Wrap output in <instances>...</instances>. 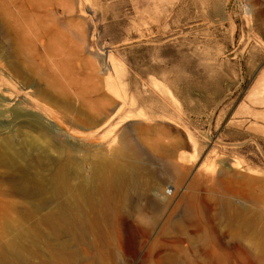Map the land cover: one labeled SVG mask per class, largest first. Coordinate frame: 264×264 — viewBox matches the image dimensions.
<instances>
[{
    "label": "rangeland",
    "instance_id": "obj_1",
    "mask_svg": "<svg viewBox=\"0 0 264 264\" xmlns=\"http://www.w3.org/2000/svg\"><path fill=\"white\" fill-rule=\"evenodd\" d=\"M22 1L3 0L2 9L16 14ZM40 4L36 9L26 4L25 9L41 33L59 32L53 34L54 47L60 51L51 53L63 64L57 62L52 69L76 77L87 88L98 87L100 94L97 91L90 99L105 102L93 111L73 113L77 121L63 122L60 131L54 130L56 121L49 116L60 114L57 105L35 102L36 95L3 72L18 69L34 86L31 91L45 88L37 74L53 73L43 43H37V55L30 60L37 72L33 74L14 54L0 26V102H10L7 109L14 107L12 101L20 102L18 116L10 111L0 116V130L17 127L26 112L41 113L50 118L45 124L55 143L78 139L83 146L88 142L84 147L92 151L95 145L119 147L120 136L127 135L142 154L138 184L124 204L128 221L142 230L134 228V240L127 238L120 221V230L113 235L120 249L113 259L97 260L90 251L78 252L74 263L264 264V214L244 226L225 214L229 209L224 203L230 201L231 207L249 203L251 213L264 212V0H41ZM50 35L43 34V41L47 43ZM106 79L113 93L106 91ZM80 102L71 99L75 107ZM73 156L81 158L82 153ZM11 174L0 150V192L7 189ZM89 176L84 162L81 177ZM7 193L0 194L14 203L11 219L23 227L33 225L18 211L34 198ZM48 210L45 207L41 213ZM52 221L36 227L50 235ZM70 238L63 233L58 241ZM76 248L75 243L53 240L51 249L41 246L37 253H22L32 264H40L41 258L52 264L56 257L51 251L62 261L71 252L76 254Z\"/></svg>",
    "mask_w": 264,
    "mask_h": 264
},
{
    "label": "bare ground",
    "instance_id": "obj_2",
    "mask_svg": "<svg viewBox=\"0 0 264 264\" xmlns=\"http://www.w3.org/2000/svg\"><path fill=\"white\" fill-rule=\"evenodd\" d=\"M33 1L34 3L32 0H23L17 6L18 9L14 14L3 11V0H0V26L8 34V39L14 46V54L23 58V61L28 64L25 66L29 67V71L36 74L33 64L30 65V60L32 61L33 57L37 55V43H43L44 57L48 60H42L49 62L48 69L54 68L53 66H56L57 62L62 64L63 62L61 59L56 62L55 58H52L53 53H51L54 49L55 52L57 50V53L60 51L54 47L56 39L53 34L57 32V35L59 32L52 33L44 29L45 31L43 30L41 33V29L35 25L31 14L25 9L26 4L30 7L34 5L35 9L41 7V0ZM43 34L44 36L51 34L47 37V43L43 41ZM57 43L56 45H58ZM63 47H61L62 51ZM58 69L59 72L60 69ZM55 70L49 71L53 74H46L47 76L38 73L37 75L45 81L46 86L43 89H33V91L31 90L34 86L28 84L29 80L24 78L20 70L14 68L11 71L4 70L3 72L13 78L21 88L36 95L38 99L35 102L38 101L43 106L46 101L57 105L60 114L49 117L56 121L55 124L51 122L54 130L60 131V124L63 122L74 123L75 120H78L75 119L73 113L78 115L79 112L87 113L89 110H94L96 106L101 105L104 98L90 99L92 98L91 94L100 92L98 87L87 88L84 83L75 79L76 77L63 76L56 73ZM86 76L88 77V75ZM108 80H105L104 87L107 92L113 93V86ZM71 99L81 100V106L71 105ZM9 103L0 102V116L9 111L18 116L17 105L20 102L12 101L11 104L14 107L7 109L6 105ZM23 116L22 123L17 127H12L8 131L0 130V150L4 162L12 173V179L6 185L7 189L0 193L14 192L25 198H34V202H30L27 206H21L18 211L22 219L32 220L34 223L23 227L11 219L9 210L14 207V203L9 199L2 198L0 194V215L2 216L0 264H32L28 261L29 256L28 258L24 257L22 251L28 250L34 254L41 246H50L51 249L53 240L61 245L68 242L75 243L77 248L75 249L76 254L71 252L70 260L63 259L62 261L57 252L51 251L52 258L56 257V261L52 260V264H75L72 259L74 255H77L78 252L89 254V251L97 260L113 259L115 250L120 249V245H117L118 241L115 244L116 239H114L113 242V235L120 230V221L123 223L122 231L126 237L133 240L134 230L141 231L143 228L128 221L124 206L129 191L135 189L138 184L137 172L142 167L138 163L142 157L140 150L127 135L120 136L119 147L95 145L92 151L85 148L89 145L88 142L84 143V147L77 138H74V140L77 139L74 142L55 143L49 133L50 127L45 124V120H50L49 117L47 118L41 113L29 112L24 113ZM79 123L81 124V122ZM78 151L82 153L81 158L73 156ZM123 158L128 160L122 161ZM130 158L133 161H130ZM84 162H87L90 173L87 178L81 177V168ZM155 195L160 197L159 193ZM224 203L229 209L227 213H224L231 215L237 223L244 226H251L256 219L263 217L264 214L261 209L251 213L249 203H240V205H232V207L230 201L224 200ZM149 204L156 205L153 201H150ZM45 207L49 210L41 213ZM45 220H53L50 235L44 234L36 227L37 224ZM63 233L71 235V241H58ZM26 239H28V243L24 245ZM46 261L45 258H41L40 264H49Z\"/></svg>",
    "mask_w": 264,
    "mask_h": 264
}]
</instances>
